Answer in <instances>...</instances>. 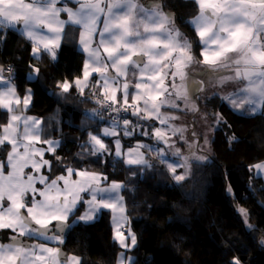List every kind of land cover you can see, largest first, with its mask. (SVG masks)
Instances as JSON below:
<instances>
[{"label": "snow or ice", "instance_id": "6c2138e0", "mask_svg": "<svg viewBox=\"0 0 264 264\" xmlns=\"http://www.w3.org/2000/svg\"><path fill=\"white\" fill-rule=\"evenodd\" d=\"M193 3L197 15L187 23L198 38V56L193 41L165 11L166 0H0V41L6 38L4 30L22 26L33 58L47 54L55 61L66 26H79L78 44L86 54L81 75L58 81L56 87L65 99L75 91L82 103H93L94 108L85 110L87 118L106 121L87 131V139L78 144L80 151L71 163L82 166H70L58 154L62 141L52 135L62 130L52 127L50 132V122L27 115L32 90L21 95L13 69L0 65V110L6 117L0 121V232L6 241H0V264H83L58 245L64 243L66 229L94 221L102 209L113 214L114 239L120 247L135 248L137 237L124 230L125 183L84 167L87 160L111 156L129 171L146 170L154 164L145 153L155 152L179 183L190 173V159L204 157L195 155L202 137L194 127L188 132V126L178 122L188 112L199 113V101L208 98L202 94L210 86L216 89L212 95L233 111L256 114L264 108V0ZM39 71L33 67L32 75ZM230 86L235 90L226 91ZM208 115L202 118L207 121ZM211 115L215 123L224 122L219 113ZM81 127H88L86 121ZM124 138L137 142L126 147ZM181 141L190 156L176 147ZM171 148L175 162L168 161ZM252 168L264 170V162ZM81 207L85 210L76 216ZM239 211L248 216L246 210ZM25 238L39 242L27 243ZM125 261L136 264L126 251L118 254L117 264ZM230 264L242 262L233 257Z\"/></svg>", "mask_w": 264, "mask_h": 264}, {"label": "trees", "instance_id": "16d2710c", "mask_svg": "<svg viewBox=\"0 0 264 264\" xmlns=\"http://www.w3.org/2000/svg\"><path fill=\"white\" fill-rule=\"evenodd\" d=\"M166 3L165 11L173 14L177 27L193 41L198 56V38L187 23L197 15V6L193 0ZM4 34L0 65L13 69L21 95L25 89L32 90L28 113L50 122V132L52 127L62 130L52 133L62 141L58 154L70 166L81 167L71 163L80 151L78 144L87 139V131L106 125V121L87 118L85 110L95 105L82 103L75 91L65 99L56 87L58 81L81 75L85 54L77 47L79 28H66L55 61L47 54L33 58L31 42L19 30L6 29ZM33 67L39 68L37 75H32ZM200 106L210 115L219 113L224 122L211 140V162H194L191 176L183 182H174L164 166L129 171L111 156L99 161L92 157L83 165L125 183L123 195L137 237L136 247L128 253L136 264H230L233 257L242 264H264V244L260 243L264 239V179L252 168L264 161V111L245 115L214 95ZM5 119L0 110V121ZM82 121L87 128L81 127ZM111 139L105 138L106 142ZM135 140L129 138L128 143ZM54 174L58 173L54 170ZM240 209L247 211V220ZM62 247L80 256L83 264H117L122 248L114 239L111 211L104 210L93 222L73 225Z\"/></svg>", "mask_w": 264, "mask_h": 264}, {"label": "rangeland", "instance_id": "374dc122", "mask_svg": "<svg viewBox=\"0 0 264 264\" xmlns=\"http://www.w3.org/2000/svg\"><path fill=\"white\" fill-rule=\"evenodd\" d=\"M175 25H176V23H175ZM176 27H177V25H176ZM215 90L216 89H214L213 87L210 86L206 90V92L203 93L202 95H206L207 97H210V96H212V93ZM234 90H235L234 87H231V86L226 89V91H229V92L234 91ZM220 95L223 96L224 95V92H221ZM205 100L206 99H203L202 98L199 101V104H198L199 113L188 112V113L184 114L182 116V119L178 122V123H180L182 125H187L188 126V132H191L192 129H193V127H194L197 135L202 137L200 139V141H199L200 149L195 152V155L202 156V157H204V159H201V160L190 159V161H189V163H190V173H189V175L187 176L186 179H188L191 176L192 164L194 162H200V163H209V162H211V160H212V158H211V140L213 138V135H214L215 130L217 128H219V126L222 124V123H219V124L215 123V121L213 120V116H211L208 112H206V110L204 108H202L200 106L201 105V102H203ZM237 111L241 113V110H237ZM262 111H264V108H261L260 111H258L257 113L262 112ZM204 113H208L209 114L208 117H207V121H205V119L202 118V116H203ZM157 126H159V125H157ZM186 135H187V133H186ZM205 137H206L207 142H205V139H204ZM128 139L127 138H124V141L126 143H128ZM173 139H175V138H173ZM136 142H137V140H135L134 142H130V144L134 146V144ZM142 142H145V141H142ZM145 143L152 144L153 147H155V148H161V147H163L162 144L156 143L152 139L146 140ZM176 147H179L180 148V152L183 155H186V156H190L191 155V153L189 152V149H188L187 145L183 144L182 141L181 142H178L176 144ZM174 151H175V148L168 149V152H169L168 161L169 162H175L177 160V157L171 155V152H174ZM145 155H146V157L151 162H153L154 166H156V165H158V166H164L167 169V171L169 172V174L171 176V179L174 180L173 177H172L171 172L167 168V165L166 164H163V163H160L158 161L157 154L155 152H146ZM261 162H264V161H261ZM261 162H258V163H261ZM180 163H183V161L180 160ZM258 163H255L254 165H256ZM177 172L182 174L184 172V169L183 168H178L177 169ZM255 172H256L257 175L262 176L263 179H264V170H257V169H255ZM174 182H176V181L174 180ZM181 182H183V181H181ZM245 219L247 220V217ZM130 224H131V222H130Z\"/></svg>", "mask_w": 264, "mask_h": 264}, {"label": "crops", "instance_id": "0c3cea01", "mask_svg": "<svg viewBox=\"0 0 264 264\" xmlns=\"http://www.w3.org/2000/svg\"><path fill=\"white\" fill-rule=\"evenodd\" d=\"M194 17H195V16H194ZM61 18H62V19H66V15L62 14ZM67 27H68V26H66V28H67ZM76 27L79 28V26H76ZM66 28H65V30H66ZM17 30H19V31L21 32V31H22V26H17ZM45 34H47V33H45ZM64 35H65V34H64ZM63 39H64V36H63V38H62L61 44H62V42H63ZM78 40H79V36H78ZM78 40H77V41H78ZM77 47H78V49H80V46H79L78 43H77ZM80 50H81V49H80ZM84 54H85V53H84ZM85 58H86V54H85ZM256 114H257V113H256ZM27 115H31V116H34V117L41 118V117H39V116H37V115L30 114V113H28V112H27ZM245 115H254V114H250V113H248V114H245ZM41 119H42V118H41ZM42 120H43V119H42ZM122 143H124V144L126 145V147H132V146H133V145H131V144L126 143V142L124 141V139H123ZM135 144H136V143H135ZM135 144H134V145H135ZM149 156H150V155H149ZM121 194L123 195V190H122V193H121ZM123 197H124V195H123ZM124 206H125V209H126V211H125V215H126L127 218H128V223L124 226V230H125L126 234H127L128 231H130L131 233L135 234L134 231H133V229H132V227H131L130 219H129V217H128L127 205H126V200H125V198H124ZM85 207H86V206H85ZM84 210H85V208L83 207L82 211H81L77 216L81 215V214L83 213ZM104 210H108V209H102V210H100V212H98V213L96 214V217H95L94 221H95L96 219L99 218V216L101 215V213H102ZM109 211H111V210H109ZM111 213H112V212H111ZM112 215H113V214H112ZM70 218H71V217H70ZM70 218H69V222H71V221H70ZM92 222H93V221H92ZM112 227H113V232H114V236H115V230H114V225H113V223H112ZM68 230H69V229H66L65 232L63 233V238H64V240H65V237H66V234H67ZM25 239H26V242H27V243H38V242H39V241L32 240V239H27V238H25ZM0 241H5V238L2 237V232H0ZM5 242H6V241H5ZM118 243H119V242H118ZM49 246H52V245H49ZM58 246L62 249V252H63L65 255H68V256H70V255H75V254H69L68 252H66V251L64 250V248L62 247V245H58ZM130 250H132V249H130ZM125 251H126V255H127L128 257H133V258H134L133 255H131V254L128 253L129 250H125V249L122 248V251H121V252H125ZM121 252H120V253H121ZM76 256H78V255H76ZM78 257H80V256H78ZM80 258H81V257H80ZM125 264H127V261H125Z\"/></svg>", "mask_w": 264, "mask_h": 264}, {"label": "built area", "instance_id": "2783aa9c", "mask_svg": "<svg viewBox=\"0 0 264 264\" xmlns=\"http://www.w3.org/2000/svg\"><path fill=\"white\" fill-rule=\"evenodd\" d=\"M12 75H14V76H15V73H12Z\"/></svg>", "mask_w": 264, "mask_h": 264}]
</instances>
